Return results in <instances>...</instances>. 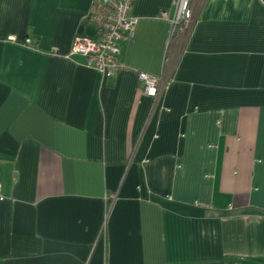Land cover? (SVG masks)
I'll use <instances>...</instances> for the list:
<instances>
[{"label": "crops", "instance_id": "obj_1", "mask_svg": "<svg viewBox=\"0 0 264 264\" xmlns=\"http://www.w3.org/2000/svg\"><path fill=\"white\" fill-rule=\"evenodd\" d=\"M173 3L136 0L104 79L69 57L92 0H0V264H264V5L178 35Z\"/></svg>", "mask_w": 264, "mask_h": 264}, {"label": "built area", "instance_id": "obj_2", "mask_svg": "<svg viewBox=\"0 0 264 264\" xmlns=\"http://www.w3.org/2000/svg\"><path fill=\"white\" fill-rule=\"evenodd\" d=\"M135 2L136 0H92L88 20L96 26V37L92 40L75 39L69 57L85 58L87 66L101 74L104 79L113 78L122 72L125 67L120 59L119 46L128 43L135 35L137 21L131 16ZM192 2L193 0H174L171 23L175 34L184 35L192 29ZM10 42L14 43L15 39H10ZM34 44L28 40L24 46L33 49ZM139 82L146 97L158 99L162 92L159 80L140 74ZM4 201L0 187V203Z\"/></svg>", "mask_w": 264, "mask_h": 264}, {"label": "water", "instance_id": "obj_3", "mask_svg": "<svg viewBox=\"0 0 264 264\" xmlns=\"http://www.w3.org/2000/svg\"><path fill=\"white\" fill-rule=\"evenodd\" d=\"M262 2V4L264 5V0H260Z\"/></svg>", "mask_w": 264, "mask_h": 264}]
</instances>
